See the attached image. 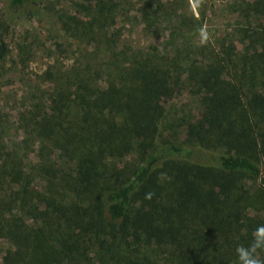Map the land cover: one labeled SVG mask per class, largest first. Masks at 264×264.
Wrapping results in <instances>:
<instances>
[{"label":"trees","instance_id":"trees-1","mask_svg":"<svg viewBox=\"0 0 264 264\" xmlns=\"http://www.w3.org/2000/svg\"><path fill=\"white\" fill-rule=\"evenodd\" d=\"M193 3L0 0V264H240L264 227V0H225L209 37Z\"/></svg>","mask_w":264,"mask_h":264},{"label":"rangeland","instance_id":"rangeland-1","mask_svg":"<svg viewBox=\"0 0 264 264\" xmlns=\"http://www.w3.org/2000/svg\"><path fill=\"white\" fill-rule=\"evenodd\" d=\"M191 8L193 10V13H195V15L197 16V10L195 8V5L193 3V0H189ZM208 4L211 6V13L213 14V16H211V19L206 20L204 23V31H205V36L209 37L211 35V33H213V26L219 27L222 26L225 22V17H227L226 15H224L221 11H222V6L224 5L225 0H207ZM210 13V14H211ZM208 19V18H207ZM29 32L30 30L32 31H39L40 32V36L38 37V39L40 40V44L49 48L53 42L52 38L49 36H46L44 34H42V32H44V30L47 29V26L45 25V23L42 21L40 23H37L36 21H32L30 23H26L24 21H18L14 26H13V31L14 32H19L20 34L25 31L28 30ZM43 30V31H42ZM32 33V32H31ZM34 33V32H33ZM20 34H16V39L18 38V36ZM12 38V39H11ZM8 39V43L11 47H13L16 43V41H14V37H11ZM131 42H136L137 44H143L146 43V37H143L142 34H140L139 29L137 31L134 32V34L132 35V40ZM180 102H187L189 101V98L182 96L179 99ZM177 101V102H179ZM199 113V111H196ZM246 186L249 187L250 192H253L255 189L257 188H261V185L263 183H261L260 180H249L246 183ZM249 212V211H248ZM251 212V210H250ZM252 214V213H250ZM0 243L3 244V247L5 246L4 243L2 241H0ZM1 245V244H0Z\"/></svg>","mask_w":264,"mask_h":264},{"label":"clouds","instance_id":"clouds-1","mask_svg":"<svg viewBox=\"0 0 264 264\" xmlns=\"http://www.w3.org/2000/svg\"><path fill=\"white\" fill-rule=\"evenodd\" d=\"M254 242L251 248H238L237 254L240 260V264H260V262L254 258L252 253L257 248H264V227L257 229Z\"/></svg>","mask_w":264,"mask_h":264}]
</instances>
